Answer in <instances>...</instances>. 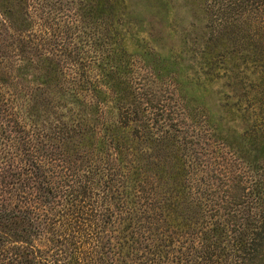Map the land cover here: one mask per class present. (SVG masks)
<instances>
[{
    "label": "trees",
    "instance_id": "16d2710c",
    "mask_svg": "<svg viewBox=\"0 0 264 264\" xmlns=\"http://www.w3.org/2000/svg\"><path fill=\"white\" fill-rule=\"evenodd\" d=\"M0 0V264H264V0Z\"/></svg>",
    "mask_w": 264,
    "mask_h": 264
},
{
    "label": "rangeland",
    "instance_id": "374dc122",
    "mask_svg": "<svg viewBox=\"0 0 264 264\" xmlns=\"http://www.w3.org/2000/svg\"><path fill=\"white\" fill-rule=\"evenodd\" d=\"M182 0H171V10L172 16H176L180 19L181 23L187 21L188 14L185 11V8L181 6Z\"/></svg>",
    "mask_w": 264,
    "mask_h": 264
}]
</instances>
